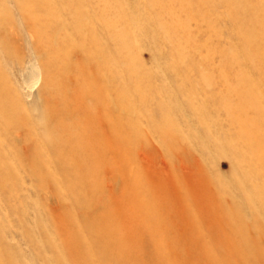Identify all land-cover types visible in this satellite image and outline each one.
Instances as JSON below:
<instances>
[{
    "label": "rangeland",
    "instance_id": "rangeland-1",
    "mask_svg": "<svg viewBox=\"0 0 264 264\" xmlns=\"http://www.w3.org/2000/svg\"><path fill=\"white\" fill-rule=\"evenodd\" d=\"M45 1L51 6V14L56 19L50 32L58 57L62 58L66 51L74 47L70 60L85 63L100 46V55L95 56L93 62L107 63L111 68V74L102 72L110 78L105 85L107 95L114 97L118 92H130L127 106L132 111L128 117L134 120L143 135H139L140 141L136 148L130 150V156L136 171L143 178L144 186H147L145 188H148V195L163 196L165 204L168 202L173 212L172 218H178L175 216L177 213L174 215L175 211L195 213L196 221L191 223L198 225L194 226L198 229L196 231L202 227L199 231L202 234L199 240L202 241L212 240L205 228L209 227V219L213 221L210 215L214 217L220 195L224 202L228 199L238 207L242 221L250 223L257 218L256 221L264 227V210L255 193L257 187H261L264 193V169L253 166L251 162L245 163L242 157L247 154V147L239 144L236 149L238 154H235L229 145L238 128L230 123L231 111L240 101L234 82L239 75L254 80L260 73L264 74V26L257 21L264 0H243L259 9L254 20L247 11L234 18L229 0H201L208 5L196 13L199 17L190 16V12L200 10V0L193 4L190 0H175L176 17L181 22L186 21L192 39V44H181V48L167 41L147 10L155 0ZM19 9L16 0H0V87L3 92L8 90V100L18 103L19 111L26 119L21 122L22 119L16 116L4 117L0 114V264H69L65 258L64 242L72 228L62 218L71 206L77 207V210L80 208L79 213L89 217L93 206L87 204L84 198V186L82 190H79L80 187L75 189V195L70 199L68 195L65 197L63 178L67 176V180L74 184L85 170L69 160L57 161L59 154L50 149L49 122L45 104L42 103L45 92L54 88L51 77L45 76L44 71L50 54L47 50L37 49L33 29ZM76 13L82 16V33L85 36L74 30ZM40 14L41 19L46 17L44 9ZM107 20L114 23L116 32L123 30L127 34L133 64L140 73L137 76L139 79L141 74L144 76L143 89L148 87L153 99L146 94L139 101L133 95L134 86L124 73L120 74L117 63L121 55L113 39H110L111 34L104 30ZM240 26H244L243 32ZM179 54H187L188 60L177 63ZM228 54H249L257 57L259 62L254 69L249 63L229 62ZM86 67L85 71L89 72L91 68ZM221 71L229 76L228 80H220ZM201 77H207L209 84H203ZM226 89L233 93H228ZM92 105L90 100L86 102V106ZM261 106L263 109L259 111L264 117V102ZM256 111L249 109L244 114L250 117ZM118 113L125 118L123 111L118 110ZM11 119L17 123L4 127ZM159 128L173 133L177 152L171 155L167 152L165 132ZM32 156L37 158L40 166L46 167V174L51 177L48 178L50 184L38 172L39 165L28 164ZM70 167L76 169L75 173L67 175ZM99 172L100 185L103 182L111 188L118 184L123 187V178L115 170L113 173L116 176L104 168H99ZM119 186L117 193L114 188L112 193L109 192L118 199L121 196ZM109 193L107 191L106 195L110 196ZM166 210L170 211L169 208ZM201 212L205 213L202 215ZM206 213L208 220L204 219L207 218ZM125 217L122 216L121 226L132 228L133 222ZM179 219L174 221L170 218V221L175 222H171L175 233L181 235L189 230L187 224L191 223ZM76 226L75 230L81 235L79 238L91 247L92 237L87 229ZM193 237L199 238L197 235ZM93 239L100 242L95 235ZM106 260L107 263L110 261Z\"/></svg>",
    "mask_w": 264,
    "mask_h": 264
},
{
    "label": "bare ground",
    "instance_id": "bare-ground-1",
    "mask_svg": "<svg viewBox=\"0 0 264 264\" xmlns=\"http://www.w3.org/2000/svg\"><path fill=\"white\" fill-rule=\"evenodd\" d=\"M194 1L199 0H190V4H193ZM16 2L22 15L28 24L31 25V30L33 29L37 49L41 51L47 50L50 54L49 61L44 65V71L45 76L51 77V81L54 84H52V86L54 88L50 90V92H45V96L42 98L44 101H42V103L45 104L46 108L47 121L49 122L48 134L51 143L50 149H52L53 152L55 151L54 154H59L58 157H56L57 161H59V159L69 160L73 162V164L80 165L85 170L76 178L74 184L67 180V176L63 178L62 182L67 193L64 195L65 197L68 195L70 199V196L75 195V189L80 187L81 189L79 190H82L84 186V191L86 192L84 198L87 204L90 203L93 206V209L90 208L91 212L88 213L89 217L80 214L78 211L80 208L77 210V207L71 206L70 211H66L67 213H65L62 218L64 223L72 228L67 232V237L64 242V248L66 249L65 258H67L68 263L264 264V227L259 221H256L257 218L250 223L242 221L240 219L238 207H236L234 203L229 202L228 199L227 202H224L222 195H218V204L216 203L217 207L214 217L210 215L213 221H210L207 213L205 214L207 218H204L207 220L209 219V227L207 226L208 228H205V230L207 229L208 234L212 236L211 241L199 240L202 239L200 237L202 236L200 233L202 227L199 229L200 232L196 231L198 230L195 228L197 224L193 225L191 223L194 222L196 218H194L195 213L194 215L190 214V209H187L189 213L186 214L184 211L180 213L175 211L174 215L175 213L178 214L175 215L176 218L178 217L175 219L174 216L173 218L171 217L173 212L170 210V205H167L168 202L165 204L166 200H163V196L160 198L159 196L155 197V195H148V188H145L147 186H144L145 183H143V178L140 176V173L136 171L134 162H132L133 159L130 156V150L136 148L137 143L140 141V137L143 136L141 131L139 133V128L137 129L138 126L135 124L134 120L128 117L132 111L127 106V100H129L128 94H130V92H118L114 97H110L109 94L107 95L105 85H107V81L110 80V78L105 77L102 72H109L111 74V68L107 66V63L95 64L93 62V58L100 55V46H97L95 51L88 56L85 63H76L72 59L70 60L72 48L74 47L66 51L62 58H59V54L55 52L53 35L50 32L53 24L56 23V19L53 18L54 16L51 14V6L45 0H16ZM229 2L232 4L231 10L234 18H238L239 14L247 11L254 20V16L258 14L259 9L256 10L255 7L245 3L243 0H229ZM198 5L200 10L195 13L190 12V16L197 15L195 17H199L200 15L196 13L207 8L208 4L205 1H201ZM174 6L175 0H155L147 7V10L153 15V21L156 23V26L163 31L168 42L175 44L177 47L182 46L181 44H192L186 21L184 20L185 22H181L182 20L179 21L177 19L175 13L177 11ZM43 9L46 13V17L41 19L40 13ZM259 12L260 15L257 21L264 26V5ZM104 23L105 32L111 34L110 39H113L116 49L121 55L120 62L117 63L120 66L119 68L117 65L118 70L121 72L119 73H124L123 75H126L129 83L134 86V88H132L135 91L134 94H132L135 95L134 97L139 101L146 94L151 98V90H148V87L146 90L143 89L144 76L141 74V79L137 76V74L140 73H137L136 66L133 64L134 59L131 57L132 49L127 34L123 30L116 32L112 21L107 20V22ZM82 28V16L76 13L74 30L76 29L79 34L82 35ZM209 28L212 29L210 25ZM239 29L243 32L245 28L244 26H240ZM227 59L229 62L236 64L249 63L251 65L250 67L253 66V68L257 65V62H259L257 57L255 58V56L249 54H228ZM187 60V54H179L177 56V63H182ZM86 66L91 68L89 72L85 71ZM226 66L227 64L225 63L224 67ZM228 78L229 76L221 71L220 80L226 81ZM111 79H113V77H111ZM201 81L205 85L209 84V79L207 77H201ZM234 83V88L239 95L240 101L235 109L231 111L233 116L230 115V123L238 128L236 137L229 141V145L234 149L233 153L235 154H238L237 148L239 144L240 146L242 145L243 148L247 147V154L245 153L242 157L245 163L251 162L253 166L255 165L257 168L264 169V117L259 111H262L263 108L261 104L264 102V74L260 73V76L254 80L245 75H239ZM226 91L228 93H233V91L228 89H226ZM256 92H258L257 97ZM7 95L8 90L3 92V89L0 87V114L3 116L10 115L11 117L13 116V118L16 116L15 118L22 119L21 122L26 120L24 114L19 111L20 107L18 103H16V105L8 100ZM129 96H131V94ZM89 100L93 104L92 106H86V102ZM249 109L258 111L249 117L244 114L246 110L249 111ZM118 110L124 112L125 118L119 116ZM229 110L230 108L227 109L228 112ZM110 118L113 120L111 121ZM12 119V122L10 121L9 124H4V127L7 128L17 123ZM162 128L159 129L165 132L163 134L165 137V147L167 152L171 155L177 152L175 148L176 138L172 132L163 130ZM164 129H166V127ZM140 134L141 136H139ZM36 159L35 156H32L28 164L30 165L32 163L36 165H34L35 167H39V162H37L38 160ZM45 168L40 166L38 172H40L44 180L49 183L48 178L51 177L46 174L47 171ZM99 168L110 170L113 175V171L115 170L117 174L123 178V187L120 188L118 184L121 191L119 199L118 197L114 198L111 196L113 195L111 194V189L114 188L117 193L118 186H112L111 188L106 186L103 182H101L102 185L98 183V176L101 175ZM74 170H76L74 167H70L69 170H67V175L70 172V174H72ZM262 190L261 187H257L255 193L264 210V193ZM107 191L108 193L111 192L109 193V195L111 194L110 196L106 195ZM181 195L183 194H180V196ZM114 196H116V194ZM209 207L212 208L211 205H209ZM209 207H206V209L210 210ZM166 208H169L170 211H167ZM210 212H212V210H210ZM204 213L205 212H203L202 215ZM123 215H126L127 220L130 218L128 221L133 222L132 228L129 226L130 229H128L127 225V229L125 226H121ZM75 218H77V220ZM170 218L174 221H177L179 218L186 222L189 221L191 223L190 225L193 226L187 224L189 230H185L188 229L187 227L184 229V232L181 231L183 234H177L175 233L176 231H174L175 228L173 229L172 227L174 221H170ZM78 220H80V222H78ZM127 220L126 223H128ZM75 222L78 223L75 224ZM75 225H77L76 228L80 225L87 229L90 237H92L90 242L91 247L88 243H86V245L84 244V239L82 241L80 239L81 237L79 238L81 235L75 230ZM178 228H180V226ZM94 235L100 238V242L93 239ZM193 235H197L199 238L194 239ZM65 249L63 250L65 251ZM108 255H110L109 258H106ZM106 259L110 261L107 263Z\"/></svg>",
    "mask_w": 264,
    "mask_h": 264
}]
</instances>
